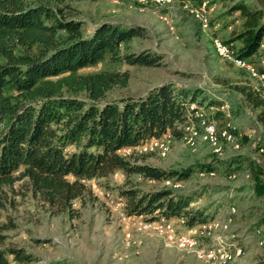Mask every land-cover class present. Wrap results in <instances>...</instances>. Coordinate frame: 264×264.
Instances as JSON below:
<instances>
[{"label":"rangeland","instance_id":"1","mask_svg":"<svg viewBox=\"0 0 264 264\" xmlns=\"http://www.w3.org/2000/svg\"><path fill=\"white\" fill-rule=\"evenodd\" d=\"M237 1L240 0L68 1L75 7L69 8L74 16L83 21L86 34L103 20L141 24L146 28L145 33L129 40L123 50L148 48L163 54L159 65L107 59L80 69V72L109 68L130 71L129 83L113 87L107 99L139 95L155 84L171 80L178 86L204 88L206 95L202 94L191 108L204 111L209 122L213 121V112L220 111L219 116H226L220 119V125L231 122L237 127L238 132L230 139L211 144L200 121L186 122L180 128L195 129V147H190L185 138L166 136L142 143V146L153 143L154 150L123 149L125 153L137 152L145 161L165 168L193 166L194 171L182 180L173 179L181 183L173 188L194 192L195 200L190 206L204 209V221H207L188 226L179 219L172 220L174 231L179 234L189 230L197 245L182 248L178 236L163 228L142 225L140 221L149 220L150 214L137 217L136 221L127 218L126 201L120 189L172 187L162 180H151L140 173L128 176L122 171L88 180L85 195L74 202L78 213L72 217L68 212L52 213L33 194L24 178L15 183L7 207L2 210L1 222L7 225L3 244L23 247L33 259H11L10 264H264V224L261 222L264 199L255 191L250 196L238 193L251 191L256 178L251 166L236 159L245 155L248 161L264 168L259 108L247 101L242 90L244 85L262 87L264 97V79L257 71L264 59V43L255 56L257 61L251 60L253 69L222 59L213 43L219 38L236 50L241 45V40L233 39L243 30L244 22L241 11L233 9ZM243 1L264 11V0ZM205 17L207 22L203 21ZM214 103L220 107H210ZM234 114L240 119L232 120ZM207 163H211L212 170L200 167ZM260 178L264 179V173ZM232 206L236 207L235 213ZM257 225L260 226L256 229V238L253 230Z\"/></svg>","mask_w":264,"mask_h":264},{"label":"trees","instance_id":"2","mask_svg":"<svg viewBox=\"0 0 264 264\" xmlns=\"http://www.w3.org/2000/svg\"><path fill=\"white\" fill-rule=\"evenodd\" d=\"M68 1L0 0V264L33 259L23 247L3 244L7 225L1 222L2 210L20 179L27 178L33 194L52 213L68 212L74 217L78 213L74 202L83 198L87 181L93 178L122 171L164 182L182 180L194 171L193 166L155 165L137 152L123 149L166 136L184 138L180 125L199 123L197 109L191 105L206 95L205 89L167 80L139 95L107 99L113 87L129 83L130 71L80 69L107 59L159 65L163 54L148 48L123 50L129 40L145 33L141 24L103 20L86 34L83 21L74 16L71 9L75 7ZM233 9L240 10L244 18L243 30L233 38L241 40L237 55L254 61L264 43L263 8L240 0ZM242 90L247 101L259 108L264 149L263 89L244 85ZM220 114L215 112L221 119ZM247 157L236 159L254 169L253 189L264 199V179L260 178L264 168ZM200 167L213 168L211 163ZM120 194L130 216L183 218L188 226L204 221V209L190 206L194 192L164 185L121 188Z\"/></svg>","mask_w":264,"mask_h":264},{"label":"bare ground","instance_id":"3","mask_svg":"<svg viewBox=\"0 0 264 264\" xmlns=\"http://www.w3.org/2000/svg\"><path fill=\"white\" fill-rule=\"evenodd\" d=\"M155 1L163 2L164 0H155ZM203 21L207 22L208 19L205 17V18H203ZM213 43H214V47H215L216 52L222 57V59H224L230 63H233L234 65L241 67V68L253 69L254 63H252V61L250 59H244V58L238 57L236 50L232 48L231 44H229V43H227V42H225L219 38H215ZM223 47H225L226 52L224 51ZM233 58H234V60H233ZM262 77H263V75H262ZM195 113L199 117V121L201 122V125H203L202 127H203V131L205 132V137H206L207 141L210 142L211 144H217L221 140L230 139L234 133L238 132L237 127L234 124H232L231 122H229L226 126H222V125L217 126V127H215V130H213V121L210 120V122H209L208 119H206V114L204 111L197 108ZM223 124H226V123H223ZM185 127H184L185 128L184 138L190 147H195L197 144V132L195 131V129L189 128L190 126L189 127L185 126ZM156 143H159V141H156ZM153 145H154L153 143H149V144H146L143 146L141 144V145H138L136 147H132L131 149L134 150L136 148H139V149H143L145 151L154 150ZM155 149H156V146H155ZM164 183H166L169 186L172 185V187L181 186L180 182H177L173 179H166L164 181ZM231 210L233 213H235L236 207L232 206ZM124 215H126V214L124 213ZM137 217H143V216H137ZM127 218H128V215H127ZM155 221L156 222L171 221L170 222V230L174 231V222L172 220H169V219L165 218L164 216H162V217H159L158 219H156ZM180 221L184 222V219L181 218ZM140 222L142 225H144L146 227H153L156 229H160V228L164 229V225L162 223L146 224V221H144V220H141ZM188 231L186 232V230H185V232H181L179 234L178 233L173 234L170 232L169 233L174 235V236H178L177 239L179 241L180 247L190 249V248H193L195 245H197V240L195 239L194 236L190 235L188 233ZM192 233L194 234V232H192ZM232 246H234V245H232ZM223 253H225V256L228 255V253L226 255V251Z\"/></svg>","mask_w":264,"mask_h":264},{"label":"built area","instance_id":"4","mask_svg":"<svg viewBox=\"0 0 264 264\" xmlns=\"http://www.w3.org/2000/svg\"><path fill=\"white\" fill-rule=\"evenodd\" d=\"M223 49L226 52L225 47H223ZM233 60H234V58H233ZM257 71H259V73L263 75V79H264V61H262L261 69L260 70H257ZM217 126H220V118H218L215 115V112H213V130H215V127H217ZM126 148H128V147H126ZM127 215H128V217L133 218V220H135V221H136L137 216H142V215L130 216L129 214H127ZM145 221H146V224H150V223H162L164 225V229L167 230L168 232L173 233V234H177L178 233L177 231H171L170 230V222L171 221L156 222L154 219L145 220ZM191 232H194V230L191 231ZM194 234H195V232H194Z\"/></svg>","mask_w":264,"mask_h":264},{"label":"crops","instance_id":"5","mask_svg":"<svg viewBox=\"0 0 264 264\" xmlns=\"http://www.w3.org/2000/svg\"><path fill=\"white\" fill-rule=\"evenodd\" d=\"M261 49H262V47L260 48V51H261ZM258 58V57H257ZM257 58H255L254 57V61H257ZM262 61H264V59L262 60ZM255 67V65L253 64V68ZM210 107H220V105L219 104H216L215 105V103L214 104H212ZM226 116L224 115L223 116V118H225ZM223 118H221V119H223ZM231 119L232 120H239L240 118H238V117H235V114L231 117ZM246 193V194H249V196L254 192V189H251V191H249V190H242V191H238V193L239 194H241V193ZM259 196V195H258ZM262 197V196H261ZM228 210L229 209H227V211H226V213L225 214H227V212H228ZM260 226V225H259ZM259 226H257V227H255L254 228V230H253V234H254V236L257 238V233H256V229L259 227Z\"/></svg>","mask_w":264,"mask_h":264}]
</instances>
